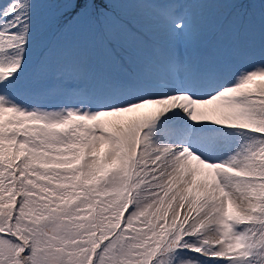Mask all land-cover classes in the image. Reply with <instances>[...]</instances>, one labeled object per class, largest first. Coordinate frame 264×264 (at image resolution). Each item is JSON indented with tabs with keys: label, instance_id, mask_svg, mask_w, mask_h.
Instances as JSON below:
<instances>
[{
	"label": "snow or ice",
	"instance_id": "6c2138e0",
	"mask_svg": "<svg viewBox=\"0 0 264 264\" xmlns=\"http://www.w3.org/2000/svg\"><path fill=\"white\" fill-rule=\"evenodd\" d=\"M0 264H264V0L0 4Z\"/></svg>",
	"mask_w": 264,
	"mask_h": 264
},
{
	"label": "rangeland",
	"instance_id": "374dc122",
	"mask_svg": "<svg viewBox=\"0 0 264 264\" xmlns=\"http://www.w3.org/2000/svg\"><path fill=\"white\" fill-rule=\"evenodd\" d=\"M8 0H0V4L7 3Z\"/></svg>",
	"mask_w": 264,
	"mask_h": 264
}]
</instances>
